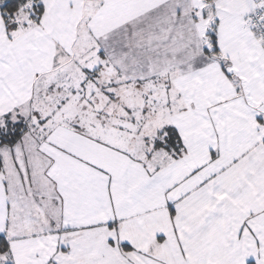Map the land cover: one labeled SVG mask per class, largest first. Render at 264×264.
I'll return each mask as SVG.
<instances>
[{
	"label": "snow or ice",
	"instance_id": "obj_1",
	"mask_svg": "<svg viewBox=\"0 0 264 264\" xmlns=\"http://www.w3.org/2000/svg\"><path fill=\"white\" fill-rule=\"evenodd\" d=\"M0 264H264V0H0Z\"/></svg>",
	"mask_w": 264,
	"mask_h": 264
}]
</instances>
